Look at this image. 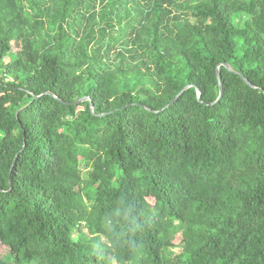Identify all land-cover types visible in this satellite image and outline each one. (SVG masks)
Masks as SVG:
<instances>
[{
    "label": "trees",
    "instance_id": "obj_1",
    "mask_svg": "<svg viewBox=\"0 0 264 264\" xmlns=\"http://www.w3.org/2000/svg\"><path fill=\"white\" fill-rule=\"evenodd\" d=\"M0 243L264 264V0H0Z\"/></svg>",
    "mask_w": 264,
    "mask_h": 264
},
{
    "label": "water",
    "instance_id": "obj_2",
    "mask_svg": "<svg viewBox=\"0 0 264 264\" xmlns=\"http://www.w3.org/2000/svg\"><path fill=\"white\" fill-rule=\"evenodd\" d=\"M226 68H228L229 70H232V68L228 65V64H226V63H224L223 64ZM217 77H218V81H219V85H220V97H219V99L217 100V101H219L221 98H222V96H223V92H224V90H223V83H222V78H221V74H220V71H219V67H218V70H217ZM244 80H245V82L249 85V86H251V87H254L246 78H244V77H242ZM191 86H187V87H185L171 102H170V104L169 105H167L164 109H166V108H168L170 105H173L181 96H182V94L187 90V89H189ZM198 91V96H199V100L200 101H202V95H201V91L200 90H197ZM86 100H89V98H87V97H83V98H81V99H79V100H77L74 104H79V103H82V102H85ZM91 108H92V110L94 109V104L93 103H91ZM163 109V110H164ZM162 110V111H163ZM17 162V159L14 161V164Z\"/></svg>",
    "mask_w": 264,
    "mask_h": 264
},
{
    "label": "rangeland",
    "instance_id": "obj_3",
    "mask_svg": "<svg viewBox=\"0 0 264 264\" xmlns=\"http://www.w3.org/2000/svg\"><path fill=\"white\" fill-rule=\"evenodd\" d=\"M83 172L87 171V169L83 166ZM0 259H5L9 261L11 264H14L13 257L9 254V250L0 243Z\"/></svg>",
    "mask_w": 264,
    "mask_h": 264
}]
</instances>
